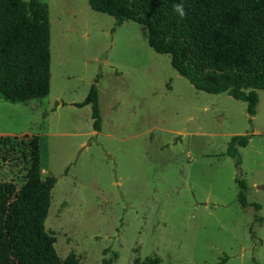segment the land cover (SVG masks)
<instances>
[{
  "label": "rangeland",
  "instance_id": "obj_1",
  "mask_svg": "<svg viewBox=\"0 0 264 264\" xmlns=\"http://www.w3.org/2000/svg\"><path fill=\"white\" fill-rule=\"evenodd\" d=\"M41 1L50 15V94L28 104L0 94V132L44 138L41 174L57 178L45 227L62 261L264 264V90L251 117L246 102L179 75L149 46L145 25H117L88 0ZM93 83L96 132L91 106L74 105ZM237 134L251 136L239 167L226 154ZM24 172L0 157V179L21 185ZM236 176L262 222L238 202Z\"/></svg>",
  "mask_w": 264,
  "mask_h": 264
},
{
  "label": "trees",
  "instance_id": "obj_2",
  "mask_svg": "<svg viewBox=\"0 0 264 264\" xmlns=\"http://www.w3.org/2000/svg\"><path fill=\"white\" fill-rule=\"evenodd\" d=\"M93 10L148 29V44L168 54L179 75L196 89L226 93L247 103L253 117L264 90V0H88ZM50 15L41 0H0V94L11 103H30L50 94ZM99 76L96 79L98 82ZM92 109L93 129L100 131L96 83L81 103ZM252 122V118H250ZM249 134L233 135L226 154L241 165L240 148ZM40 135H0V157L24 165L23 183L0 179V264H65L55 248V233L45 227L51 205L53 175L43 177ZM237 200L256 211L247 182L235 177ZM250 233L255 237L252 226ZM227 261V256L217 264ZM101 264H114L104 258Z\"/></svg>",
  "mask_w": 264,
  "mask_h": 264
},
{
  "label": "water",
  "instance_id": "obj_3",
  "mask_svg": "<svg viewBox=\"0 0 264 264\" xmlns=\"http://www.w3.org/2000/svg\"><path fill=\"white\" fill-rule=\"evenodd\" d=\"M258 188H259V189L264 188V184L258 185Z\"/></svg>",
  "mask_w": 264,
  "mask_h": 264
},
{
  "label": "crops",
  "instance_id": "obj_4",
  "mask_svg": "<svg viewBox=\"0 0 264 264\" xmlns=\"http://www.w3.org/2000/svg\"><path fill=\"white\" fill-rule=\"evenodd\" d=\"M257 92H258V90H257ZM61 104H59L56 108H58L59 106H60ZM254 117V116H253ZM94 131V130H93ZM94 132H96V131H94ZM0 135H3V132H0Z\"/></svg>",
  "mask_w": 264,
  "mask_h": 264
}]
</instances>
